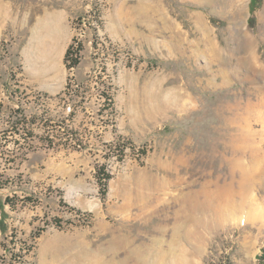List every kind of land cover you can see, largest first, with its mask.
Listing matches in <instances>:
<instances>
[{"label": "rangeland", "instance_id": "rangeland-1", "mask_svg": "<svg viewBox=\"0 0 264 264\" xmlns=\"http://www.w3.org/2000/svg\"><path fill=\"white\" fill-rule=\"evenodd\" d=\"M242 1L0 0V264L51 245L136 264L203 189L239 204L191 264H264V41L241 61L264 0Z\"/></svg>", "mask_w": 264, "mask_h": 264}, {"label": "bare ground", "instance_id": "bare-ground-1", "mask_svg": "<svg viewBox=\"0 0 264 264\" xmlns=\"http://www.w3.org/2000/svg\"><path fill=\"white\" fill-rule=\"evenodd\" d=\"M194 1L202 4L205 0ZM239 1L240 3L237 5H243V1ZM197 17L200 18L201 16ZM261 41H264V27L261 28L260 33L255 38L246 34L243 47L244 54L245 51H252L253 53V55L250 54V57L248 58L245 57V55L241 58V61L246 65V67L254 70L257 69L255 65L259 67L261 58L259 56V51L255 50L254 47L257 48V43ZM212 52L214 58L219 60L220 55L214 51V49H212ZM259 70H264L262 65ZM260 89L264 92V86H260ZM183 98H185L184 95L180 98L181 107L185 105L182 103ZM238 204L239 202L237 197H234V194L230 193V191H227L226 189H223L216 194L211 192L209 189L195 191L193 194H189L187 197L185 196L183 198L182 210L180 211V216L178 220H176L175 227L172 228V231H169L168 233L165 228L162 229L163 233L168 235L170 238L169 242H165V248L167 247L168 250L156 252L153 250H147V248L145 249L143 246L133 250L126 248L129 253V258L133 259L136 264H191V255L196 251L198 252V249L202 248L204 244L202 241L205 240L207 234L215 229H221V226L227 224V220L229 223L234 222L235 211L238 210ZM240 221H242V219H240ZM165 222H168L167 218ZM178 240L187 242L189 244V250L186 248L181 251L178 250L176 248V246L179 248ZM50 247L51 248H46L42 251L43 264H115V245L109 250L93 251L89 249H82L73 256H70L69 252L64 251V249L62 250L63 247L61 249L58 247L60 250L56 248L55 251L52 248L53 245ZM67 249L68 248H66V250ZM117 253L119 254V252ZM107 256L111 257L112 263H109V261L105 258ZM120 264L129 263L127 261H123Z\"/></svg>", "mask_w": 264, "mask_h": 264}, {"label": "trees", "instance_id": "trees-1", "mask_svg": "<svg viewBox=\"0 0 264 264\" xmlns=\"http://www.w3.org/2000/svg\"><path fill=\"white\" fill-rule=\"evenodd\" d=\"M255 1V0H254ZM83 51V46L80 44L75 47V45H71L65 55V64L69 70L77 69L80 67L82 62L81 53ZM111 178L110 175H106L105 179L109 180Z\"/></svg>", "mask_w": 264, "mask_h": 264}]
</instances>
